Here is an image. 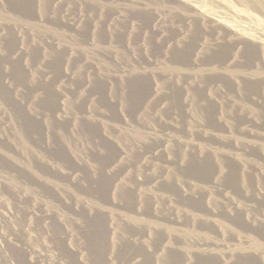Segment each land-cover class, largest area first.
Listing matches in <instances>:
<instances>
[{
  "label": "rangeland",
  "instance_id": "obj_1",
  "mask_svg": "<svg viewBox=\"0 0 264 264\" xmlns=\"http://www.w3.org/2000/svg\"><path fill=\"white\" fill-rule=\"evenodd\" d=\"M0 264H264V0H0Z\"/></svg>",
  "mask_w": 264,
  "mask_h": 264
}]
</instances>
